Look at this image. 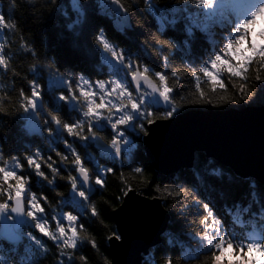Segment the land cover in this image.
<instances>
[{
	"label": "clouds",
	"instance_id": "9594fccd",
	"mask_svg": "<svg viewBox=\"0 0 264 264\" xmlns=\"http://www.w3.org/2000/svg\"><path fill=\"white\" fill-rule=\"evenodd\" d=\"M191 113L257 135L162 169ZM0 264H264V0H0Z\"/></svg>",
	"mask_w": 264,
	"mask_h": 264
},
{
	"label": "water",
	"instance_id": "95a60500",
	"mask_svg": "<svg viewBox=\"0 0 264 264\" xmlns=\"http://www.w3.org/2000/svg\"><path fill=\"white\" fill-rule=\"evenodd\" d=\"M259 117L253 114H201L191 113L171 125L155 129L149 149L156 163L162 168L180 163L190 149L205 146L228 160L235 159L233 145L241 128H245L250 138L257 135ZM242 167H253L257 161L245 157L236 159Z\"/></svg>",
	"mask_w": 264,
	"mask_h": 264
}]
</instances>
